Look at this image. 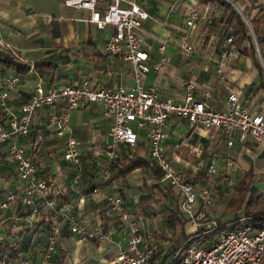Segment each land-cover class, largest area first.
<instances>
[{"label":"crops","instance_id":"1","mask_svg":"<svg viewBox=\"0 0 264 264\" xmlns=\"http://www.w3.org/2000/svg\"><path fill=\"white\" fill-rule=\"evenodd\" d=\"M240 13L245 10L255 17L258 8L264 6V0H226ZM141 6L150 14L139 32L147 44L153 61L160 58V46L169 35L180 39L184 35V22L189 12L198 9L201 19L196 27L189 32V38L194 46L192 57H182L177 43L168 46V64L162 72H150L146 77L147 87H156L162 99L180 101L184 99L186 85L190 82L199 86L206 84L213 93L209 105L218 110L228 109V97L236 94L240 102L247 106L253 114L264 116V58L258 50L261 69L255 59L248 53L231 66L223 69L222 75L217 72V61L220 59L226 40L231 35L230 29L218 22L221 10L214 4L204 5L199 0H140ZM90 13L86 10L69 8L64 0H0V50H10L27 63L40 62L55 54L63 53L57 61L58 71L54 75L42 78L32 67L26 76H21L17 89L10 93L7 100L8 111L18 112L27 103L38 84L48 87L78 85L85 78L92 79L100 87L130 86L132 80L128 75L130 65L119 57H109L106 52V42L113 29L99 30L87 20ZM258 19L264 21V13ZM1 42L6 49H3ZM0 65V94L4 80L10 74ZM51 109L40 110L35 116L33 135L24 140L29 153L33 156L39 176L51 181L57 196L59 206L70 210L83 224L90 227H102L105 230L116 227V214L110 212L108 202L99 194H93L88 200L82 201V193H90L94 188H100L104 195H120L126 205V210L148 232L153 233L158 240L157 256L161 264H168L173 248L184 242V235L193 234L188 220L185 230L171 229L164 222L163 206L155 202L158 198L154 193V185L159 191L168 194L167 207L176 208V193L169 188L167 191L160 180H155L145 169H138L128 177H113L109 181L102 178V165L106 161L105 151L111 141V120L105 116L104 109L95 104L70 113L72 136L79 142L82 153L85 176L78 190H71L74 178V168L65 162L64 153L68 136L58 137L49 126L48 114ZM0 115L7 117L1 106ZM38 134L44 135V141L33 150L32 143ZM148 152V145L140 142L135 150L125 146L119 149L120 159L116 164L123 163L125 157L133 156L138 148ZM166 153L175 168L187 179L196 180L198 187L215 184L219 192L214 196L211 214L222 220L230 221L235 215H227L226 206L240 180L249 169L255 173V188L259 196L264 197V145L250 139L246 144L238 141L232 147L222 132L193 127L185 119L176 116L170 118L169 139L166 142ZM228 155L237 162V168L231 172L235 185H226V174L222 170L217 175H210L207 170L209 161L215 156ZM222 167L223 161L218 160ZM16 168L7 148L0 145V203L14 192L22 194L15 188ZM227 198L226 203H219ZM220 205V206H219ZM43 218H38L36 226L42 221L45 224H55L59 219L50 216L46 208H42ZM23 212L19 203H12L5 213L6 217L21 215ZM22 222L18 225L5 223L0 227V242L8 239H18L22 230H33ZM63 254L70 257L69 264H109L123 249L127 247V233L117 231L113 242L98 243L80 240L63 226ZM44 242L35 250L36 264L42 263ZM38 251V252H37ZM62 254V256H63Z\"/></svg>","mask_w":264,"mask_h":264},{"label":"built area","instance_id":"2","mask_svg":"<svg viewBox=\"0 0 264 264\" xmlns=\"http://www.w3.org/2000/svg\"><path fill=\"white\" fill-rule=\"evenodd\" d=\"M69 8L86 10L90 13L87 20L99 30L113 29L106 42L109 57H119L129 64L128 75L132 84L128 86L100 87L92 79L85 78L78 85L46 88L40 83L35 88L30 100L23 104L18 112L8 111L7 100L10 93L17 89L21 76L12 73L7 76L0 94L1 106L8 114V120L0 124V145L7 148L16 168L15 188L22 194L10 193L0 203V227L5 223L18 225L22 222L29 227H36L38 218H43L42 208L58 218L55 224H49L44 238V250L41 264H63V226L71 235L98 243L113 242L117 231L127 233V247L109 264H161L157 256L159 244L157 237L143 229L137 218L127 210L124 199L117 194L104 195L100 188L90 193H82V201L93 194H99L108 202L110 212L116 214V227L105 230L102 227H90L78 221L70 211L59 206L57 196L50 180L39 176L33 156L24 140L33 135L36 114L43 109H51L48 114L49 126L55 134L63 138L68 136L64 160L74 168L71 190H78L85 176L82 153L78 140L72 136L70 113L95 104L104 109L105 116L111 120V141L105 151L106 161L102 165V178H112L111 168L119 159V149L125 146L135 150L140 142L148 145V154L152 162L160 169L161 183L172 189L177 196L179 211L194 228V233L182 242L168 264H261L264 262V230L245 226L246 217L241 215L235 222L222 221L209 213L214 196L219 192L215 184L198 187L179 172L166 153L169 139L170 118L185 119L193 127L201 126L223 133L232 147L235 141L246 144L250 139L264 145V116L253 114L243 105L236 94L228 97V109L218 111L209 105L212 90L204 83L190 82L186 85L184 99L175 101L162 99L156 87L146 86L147 75L162 72L168 64L167 49L177 43L182 57L188 59L194 54V46L189 32L201 19L196 8L189 12L184 22V35L176 39L169 35L160 46V58L153 61L140 31L151 17L141 6L140 0H64ZM251 34H253L252 29ZM3 49L6 46L1 42ZM15 56H19L14 53ZM241 58L240 49L233 36H229L220 59L217 72L231 66ZM44 141V135L38 134L31 144L34 150ZM223 161L222 167L218 160ZM237 168V162L228 155L219 158L215 155L208 163L210 175H217L219 170L226 174V185L234 188L235 182L230 175ZM12 203H19L23 209L21 215L6 217ZM235 217L232 219L234 220ZM213 235V237H211ZM211 237V238H210ZM0 264H36L35 261L22 257H13L9 253L0 255Z\"/></svg>","mask_w":264,"mask_h":264},{"label":"trees","instance_id":"3","mask_svg":"<svg viewBox=\"0 0 264 264\" xmlns=\"http://www.w3.org/2000/svg\"><path fill=\"white\" fill-rule=\"evenodd\" d=\"M199 1L204 5L214 4L221 10V16L218 18V22L230 29L241 55L249 53L261 69L258 50L264 58V21L258 19V17L264 13V6H260L257 15L252 17L248 15L246 10L240 13L226 0ZM256 2L257 0H255ZM250 28L253 34H251ZM67 51L64 50L63 53ZM63 53L55 54L40 62L27 63L21 60L20 56H15L10 50H0V65L6 70L14 71L19 76L28 75L33 67L44 78L45 75H54L58 71L57 61ZM7 120V117L0 115V124H4ZM138 169H145L155 180H160L162 177L160 169L150 160L149 154L143 146L142 148H138L133 156L125 157L123 163L113 164L111 172L113 173V177H121L126 182L128 177ZM255 179L254 170L249 169L238 183L235 194L228 201L225 213L227 215H235V219L230 220L229 223L237 221L241 215H244L246 217L245 226H252L257 230H264V197L259 196L258 190L254 186ZM189 181L196 184V180ZM153 188L155 190L154 194L158 197L155 202L162 204L163 211L167 213L163 219L165 224L171 229H183L186 221L183 219L181 212L174 207L168 208L166 206L169 195L159 191L158 186L154 185ZM166 189L172 195L169 188ZM45 222L42 221L39 223L40 225L36 226L33 232H30V230H22L18 239H14L13 241L6 239L0 242V255L7 252L13 257H22L32 262L35 261V250L43 245L46 229L48 230L49 228V225L47 226ZM188 239H190V236L184 235V241H189ZM181 246L182 243L176 245L170 255H173ZM65 256L66 253L60 258L61 263H64ZM261 264H264V262Z\"/></svg>","mask_w":264,"mask_h":264},{"label":"rangeland","instance_id":"4","mask_svg":"<svg viewBox=\"0 0 264 264\" xmlns=\"http://www.w3.org/2000/svg\"><path fill=\"white\" fill-rule=\"evenodd\" d=\"M51 127V126H50ZM227 202V198H225V199H221L220 200V202L219 203H221V204H223V203H226ZM213 206V205H212ZM212 206L210 207V209L212 208ZM220 206V205H219ZM210 209H209V213H210V215L212 216V217H214L212 214H211V212H210ZM182 214V213H181ZM183 215V214H182ZM184 216V215H183ZM185 217V216H184ZM186 218V217H185ZM216 218V217H215ZM218 219V218H217ZM190 224V223H189ZM188 225V223H187V221L185 222V225H184V227H183V229H181L182 231H184L185 230V228H186V226ZM191 225V224H190ZM191 228H192V226H191ZM193 229V231H194V228H192ZM193 234H189L188 236H192ZM40 248V251H41V247H39ZM38 252V251H37ZM70 263V257L69 256H67V257H65V260H64V263L63 264H69Z\"/></svg>","mask_w":264,"mask_h":264}]
</instances>
